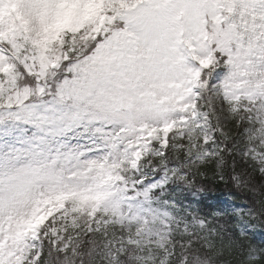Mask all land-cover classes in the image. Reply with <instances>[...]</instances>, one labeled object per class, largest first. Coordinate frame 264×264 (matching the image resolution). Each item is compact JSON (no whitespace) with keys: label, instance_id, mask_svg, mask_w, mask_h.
Instances as JSON below:
<instances>
[{"label":"snow or ice","instance_id":"obj_1","mask_svg":"<svg viewBox=\"0 0 264 264\" xmlns=\"http://www.w3.org/2000/svg\"><path fill=\"white\" fill-rule=\"evenodd\" d=\"M0 264H264V0H0Z\"/></svg>","mask_w":264,"mask_h":264}]
</instances>
